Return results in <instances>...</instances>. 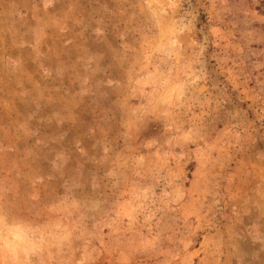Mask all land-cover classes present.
Instances as JSON below:
<instances>
[{
    "label": "rangeland",
    "instance_id": "obj_1",
    "mask_svg": "<svg viewBox=\"0 0 264 264\" xmlns=\"http://www.w3.org/2000/svg\"><path fill=\"white\" fill-rule=\"evenodd\" d=\"M0 264H264V0H0Z\"/></svg>",
    "mask_w": 264,
    "mask_h": 264
}]
</instances>
